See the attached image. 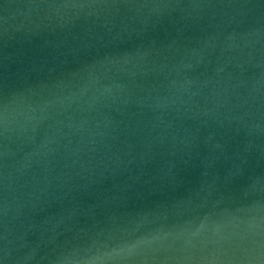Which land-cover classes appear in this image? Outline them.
<instances>
[{"label": "water", "instance_id": "obj_1", "mask_svg": "<svg viewBox=\"0 0 264 264\" xmlns=\"http://www.w3.org/2000/svg\"><path fill=\"white\" fill-rule=\"evenodd\" d=\"M0 264H264V0H0Z\"/></svg>", "mask_w": 264, "mask_h": 264}]
</instances>
